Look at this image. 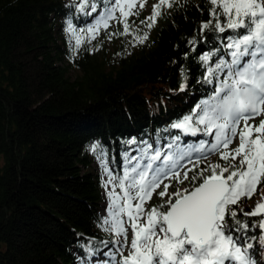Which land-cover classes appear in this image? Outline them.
<instances>
[{"label":"trees","instance_id":"16d2710c","mask_svg":"<svg viewBox=\"0 0 264 264\" xmlns=\"http://www.w3.org/2000/svg\"><path fill=\"white\" fill-rule=\"evenodd\" d=\"M111 1L84 0L81 11V0H0V264H87L98 256L112 236L99 216L103 186L89 170V148L126 168L135 147L173 150L177 136L192 144L194 136L173 125L210 99L216 81H206L207 68L220 55L229 59L216 53L221 34L199 30L210 19L207 0H174L149 42L111 64L91 51L86 31ZM69 22L82 41L74 52ZM204 53L216 54L205 64ZM249 204L244 198L238 207L249 212ZM240 218L256 264H264L259 216Z\"/></svg>","mask_w":264,"mask_h":264},{"label":"snow or ice","instance_id":"6c2138e0","mask_svg":"<svg viewBox=\"0 0 264 264\" xmlns=\"http://www.w3.org/2000/svg\"><path fill=\"white\" fill-rule=\"evenodd\" d=\"M173 3L174 0H158L151 16L141 23L152 28L162 7L171 8ZM207 3L210 19L202 22L199 30L204 33L210 29L221 34L222 47L216 53L226 51L229 59L220 55L214 66L207 68L206 81L212 84L213 77L216 81L213 94L197 106L198 111L194 110L173 127L184 135L201 132L213 136V142L201 140L195 147L175 143V152L169 154L156 149L151 155L152 146L148 145L139 158H132L136 162L130 170L125 168L121 178L105 167L108 183L118 179L124 193L122 203L115 190L110 194L111 219L104 221L117 237L114 243L119 245L118 251L128 246V228L122 216H127L133 234L131 250L127 256L122 255L120 264H256L255 253L250 251L254 244L247 238L249 223L240 217L260 216L258 227L264 233V197L250 212H243L238 206L242 199H251L257 186L264 183V120L258 125L249 123L264 115V0H207ZM115 4L120 17L113 15L116 8H109L86 31L95 33L101 23L107 25L109 19H118L123 24L120 34L129 33L128 17L138 14L134 11L136 2L115 0ZM85 7L81 0L80 10L84 11ZM139 7L142 9L144 4L140 3ZM96 10L92 4L89 14ZM67 31L79 49L82 41L71 22ZM147 38V34L137 37L140 42ZM189 43L195 46L196 41ZM216 53H204L200 60L208 64ZM236 138L238 146L231 148ZM179 140V136L175 137V142ZM91 150L96 153L98 146L92 145ZM213 154L219 155L224 164L209 163L189 178L188 173ZM188 163L193 167L184 171L181 178V170ZM172 179L179 183L188 179L202 182L190 190H177L164 205L145 211L144 204L156 189ZM169 186L163 184V190L157 194L165 197ZM133 200L137 202L132 203ZM260 243H264V235Z\"/></svg>","mask_w":264,"mask_h":264},{"label":"rangeland","instance_id":"374dc122","mask_svg":"<svg viewBox=\"0 0 264 264\" xmlns=\"http://www.w3.org/2000/svg\"><path fill=\"white\" fill-rule=\"evenodd\" d=\"M179 1V0H178ZM137 7L134 9L137 15H131L128 17V23L131 27V31L127 34H120L123 32V24L119 22L118 19H109L107 22V25H104L101 23L98 27V29L95 31V33H89L87 34V39L90 42V49L91 51L95 52L97 54V57H105L110 61L111 64H114L119 56H130L132 53L138 52L140 49H142L152 38L153 35V30H151L153 27L157 28L161 24V16L162 14H168L170 11V8L167 7H162L161 9V16L157 17L156 23L152 28H148L145 24H142L141 21L145 20L146 17L151 16L152 11H153V6L158 3V0H135ZM143 3L144 7L141 9L139 7V4ZM109 8H116L115 0H112L108 9ZM107 9V10H108ZM107 12V11H106ZM105 12V13H106ZM104 13V14H105ZM102 14V15H104ZM113 15L115 17H120V12L118 8L114 11ZM99 15L95 20L92 21V24L90 25L89 28H92L93 25L97 24V21L100 19ZM115 33L116 35H111ZM147 34V40H144L143 42H140L137 37L143 36ZM111 35V38H110ZM75 39L70 40V49L72 52L75 51ZM72 56H70L71 59ZM70 74L72 78H76L78 76V72L72 68L70 70ZM261 119L262 116L256 117L254 120H250V124H255L257 120ZM203 127V126H202ZM179 130V129H178ZM182 132L181 130H179ZM192 136V135H188ZM208 141V142H213V136H207L204 135L201 132H198L197 135L194 136L193 138V143L190 144L187 141L183 143L182 141L184 140H179L177 143L180 144L181 147H195L198 145V143L201 141ZM239 139L236 138L234 143L231 145V148H235L238 146ZM188 144V145H186ZM92 147V146H91ZM91 147L89 148V153L91 155V164H90V172L93 173L94 175L98 176L100 181H102V186H103V194H104V200L99 208V216L102 219V223L104 225V230L108 235L112 236V239L110 242L101 252L98 256H93L89 259V262L87 264H120V261L123 256H127L129 251L131 250V240L133 238V234L131 229L128 227L127 224V216H122L121 220L124 222V226L128 228V246L121 251H118L119 245L114 243V241L117 240V237L113 233V231L109 230L110 225L105 224V220H110V214H109V206L111 205V196L110 194L115 190L116 194L121 197L120 203L123 202L122 198L124 193L121 191V189L118 186V179L113 181L112 183H108V176L105 171V167H107L108 170L112 172L114 176L117 178L123 177L125 168H122V164L119 166L116 163H111L108 158L106 153H101L100 151H97L94 153L91 150ZM136 149L131 150V152H128V158L132 162L129 163V166L126 167L130 170L132 167V164L135 163L136 161L133 160L132 158H139L142 155V152L145 149V146H138L135 147ZM156 149H160L162 152H169V154L173 153L176 151L175 145L173 147V150H167L166 148L162 147H155L152 148L149 151V155L153 154ZM140 150L142 152H140ZM126 154V153H125ZM124 154V155H125ZM195 155V154H194ZM145 161H141L143 164ZM209 163H220L223 165V163L220 160L219 155L213 154L208 157L207 161H201L199 166L197 168H202V165L204 167L207 166ZM236 163H239V158H237ZM193 165L192 163H188L185 168L181 170V178L183 177V172L187 171L188 168H192ZM196 169V168H195ZM194 169V170H195ZM204 169V168H203ZM193 172H189V178H191L192 175H194ZM196 182V181H195ZM195 182L191 181V179L188 180H183L182 183H179L177 180L172 179V180H165L163 184H169L168 188V194L161 198L157 193L161 190H163V184H161V187L156 189V191L153 193L152 198L144 204L145 211L150 210L152 207H155V205L158 203L159 207L161 205H164L165 201L169 198V196L172 195V193L176 192L177 190H183V189H191ZM262 197H264V192L258 193L257 190L253 194L252 198L250 199V204L247 207L249 209V212L252 211L258 202L261 201ZM137 201L133 200L132 203H136ZM163 210V209H160ZM259 219L261 217L259 216ZM143 223V221H141ZM111 249V250H110ZM110 257L112 258V262L108 263L107 261H110ZM79 264H84L83 262H80ZM86 264V263H85Z\"/></svg>","mask_w":264,"mask_h":264},{"label":"water","instance_id":"95a60500","mask_svg":"<svg viewBox=\"0 0 264 264\" xmlns=\"http://www.w3.org/2000/svg\"><path fill=\"white\" fill-rule=\"evenodd\" d=\"M264 234V233H263Z\"/></svg>","mask_w":264,"mask_h":264}]
</instances>
